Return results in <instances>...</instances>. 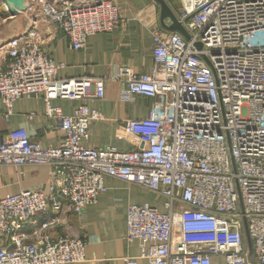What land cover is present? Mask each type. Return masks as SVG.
Wrapping results in <instances>:
<instances>
[{
	"label": "built area",
	"instance_id": "1",
	"mask_svg": "<svg viewBox=\"0 0 264 264\" xmlns=\"http://www.w3.org/2000/svg\"><path fill=\"white\" fill-rule=\"evenodd\" d=\"M26 2L58 25L75 50L121 21L115 0ZM180 2L177 16L191 40L177 31L154 33L150 71L120 66L111 78L126 85L125 98L154 100L157 114L123 124L140 142L132 150L87 144L91 121L103 118L97 109L82 103L67 115L52 104L58 97L102 99L109 78H60L62 64L34 27L0 47L5 116L16 100L42 96L45 114L63 134L60 145L45 148L16 128L0 143V165L52 168L48 191L26 188L0 198V264L84 260L83 237L42 233L27 241L22 231L66 207L82 218L107 191V176L166 199L165 211L150 203L128 209L126 238L140 241L139 257L148 264H253L246 225L256 264H264V0ZM125 264L139 261L128 256Z\"/></svg>",
	"mask_w": 264,
	"mask_h": 264
},
{
	"label": "crops",
	"instance_id": "2",
	"mask_svg": "<svg viewBox=\"0 0 264 264\" xmlns=\"http://www.w3.org/2000/svg\"><path fill=\"white\" fill-rule=\"evenodd\" d=\"M115 1L121 16L120 25L111 32L92 34L83 49H73L63 30L42 15L33 16L30 27L38 29L43 48L62 64L58 72L60 78H109L102 99L86 97L71 100L58 97L52 99V104L62 108L67 115H72L82 103L97 109L103 118L91 121L87 144L97 148L112 146L119 150H132L140 142L134 135L127 133L123 124L126 119L157 114L154 100L143 96L125 98L126 85L111 78L120 66L126 65L137 72H149L153 64V35L169 30L161 25L160 5L156 0ZM168 1L176 13L181 10L180 0ZM12 17L2 18L1 22ZM9 39L0 31V47ZM5 66L6 56L0 50V69ZM45 111L46 104L42 96H26L14 102L12 113L6 117L4 105L0 101V143L10 131L25 128L31 138L45 148L60 145L62 131L57 127L56 119L47 116ZM51 173V166L45 164L0 165V198L26 188L41 187L48 191ZM104 182L107 191L87 207L82 218L67 207L59 214L39 216L38 224H30L23 229L24 240H33L42 233L52 238L64 235L83 237L87 242L86 258L67 264H125L128 256L137 257L139 264H148L146 259L139 257L140 241L136 239L129 242L126 238L128 209L132 204L150 203L160 211H165L166 199L137 184L117 178L107 176ZM53 220L55 222L51 223ZM47 221L50 222L48 226L42 228L41 225ZM6 245L13 246L10 241Z\"/></svg>",
	"mask_w": 264,
	"mask_h": 264
},
{
	"label": "water",
	"instance_id": "3",
	"mask_svg": "<svg viewBox=\"0 0 264 264\" xmlns=\"http://www.w3.org/2000/svg\"><path fill=\"white\" fill-rule=\"evenodd\" d=\"M9 8V13L12 16H15L28 8L26 0H3ZM160 5V21L161 25L169 31H177L181 33L185 39L191 40V35L184 26L183 22L178 18L176 11L170 5L168 0H156ZM2 16L0 15V22ZM195 46L200 50L202 49V43L197 42ZM246 235L247 241L250 248V257L253 264H256L255 254L253 250L252 240L249 235V231L246 225Z\"/></svg>",
	"mask_w": 264,
	"mask_h": 264
},
{
	"label": "rangeland",
	"instance_id": "4",
	"mask_svg": "<svg viewBox=\"0 0 264 264\" xmlns=\"http://www.w3.org/2000/svg\"><path fill=\"white\" fill-rule=\"evenodd\" d=\"M35 9H26L24 11H20L17 16H14L7 21L0 23V31L3 32L4 35H7L8 38L17 36L18 33L22 34L28 31L31 25V20L33 16L39 15L41 16L38 7L35 6ZM0 15L2 18L11 17L9 13V8L5 1L0 0ZM19 35V34H18ZM8 41V40H7ZM5 41V42H7Z\"/></svg>",
	"mask_w": 264,
	"mask_h": 264
}]
</instances>
